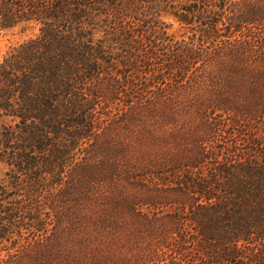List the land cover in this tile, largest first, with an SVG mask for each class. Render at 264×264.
I'll return each mask as SVG.
<instances>
[{
	"label": "rangeland",
	"instance_id": "1",
	"mask_svg": "<svg viewBox=\"0 0 264 264\" xmlns=\"http://www.w3.org/2000/svg\"><path fill=\"white\" fill-rule=\"evenodd\" d=\"M86 6L84 27L107 57L99 60L113 63L102 81L110 103L99 93L94 105L95 138L18 155L22 125L5 112L0 79V264H36L35 253L51 264H230L198 252V227L178 213L194 202L188 176L264 155V0ZM39 27L0 25V63ZM57 147L70 153L55 155ZM238 245L264 253V239Z\"/></svg>",
	"mask_w": 264,
	"mask_h": 264
},
{
	"label": "trees",
	"instance_id": "2",
	"mask_svg": "<svg viewBox=\"0 0 264 264\" xmlns=\"http://www.w3.org/2000/svg\"><path fill=\"white\" fill-rule=\"evenodd\" d=\"M7 1H0L2 27L29 20L40 23L39 33L12 47L0 63V79L6 84L1 86L5 112L22 125L20 138L25 147L18 155H31L34 144L39 154L48 155L51 149L46 146L51 142L95 138L100 125L95 121L94 105L99 93L110 103L112 94H107L102 81L108 79L113 63L100 62L102 58L106 63L107 57L101 46L94 44L92 29L84 27V17H90L92 9L86 6L89 0H25L19 6ZM121 63L133 68V63ZM11 96L16 107L10 104ZM54 150L55 155L70 153L68 148ZM216 170L206 177H187L186 191L195 203L178 217L198 227V252L230 264H239L234 260L240 256H248V264H264V253H247L238 245L242 240L264 239V155L242 161L229 158ZM46 256L35 253L30 260L54 263L45 260ZM61 261L69 263V256ZM77 262L85 264L82 259ZM203 263L211 264L210 260Z\"/></svg>",
	"mask_w": 264,
	"mask_h": 264
}]
</instances>
